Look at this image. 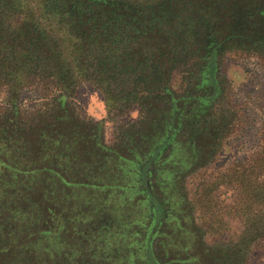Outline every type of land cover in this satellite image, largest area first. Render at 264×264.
I'll return each mask as SVG.
<instances>
[{"label":"trees","instance_id":"1","mask_svg":"<svg viewBox=\"0 0 264 264\" xmlns=\"http://www.w3.org/2000/svg\"><path fill=\"white\" fill-rule=\"evenodd\" d=\"M231 54L264 66V0H0V264H246L264 241V132L198 199L186 182L233 133ZM83 86L124 117L111 146L66 106ZM28 88L54 104L24 122ZM232 186L240 235L208 245L195 214Z\"/></svg>","mask_w":264,"mask_h":264},{"label":"rangeland","instance_id":"2","mask_svg":"<svg viewBox=\"0 0 264 264\" xmlns=\"http://www.w3.org/2000/svg\"><path fill=\"white\" fill-rule=\"evenodd\" d=\"M221 70L226 76L225 96L223 107L228 110V115L234 121L232 135L224 141L215 161L206 168L196 171L189 177L187 190L191 199H198L200 194L210 190L212 183L227 170L238 163H244L254 156L263 143L264 132V66L254 58H246L238 55H228L221 63ZM172 87L178 88V77H174ZM5 92L0 91V108H6ZM52 95L40 98L37 91L28 88L23 91L18 104L22 110V121L29 122L33 118L36 121L44 112L53 109ZM67 108L78 120L79 126L91 127L97 121L102 120L100 131L103 142L111 146L116 141V126L124 121V117L107 115L104 110L103 97L98 92L86 86L77 89L75 94L67 101ZM64 113V112H63ZM65 115V114H64ZM135 118L137 112L130 114ZM23 122V123H24ZM208 187V188H207ZM237 188L220 187L210 194L211 206L214 208L208 216L202 217L195 214L196 222L200 225L207 220L212 225L211 234L205 238L208 245L221 244L230 241L235 242L242 230L240 221L233 216L232 202L237 200ZM70 201L73 205L75 199ZM82 206V204H81ZM62 206L60 213L67 212ZM81 208H77L76 211ZM63 215V214H62ZM211 217V218H209ZM222 226L224 228H222ZM222 229V230H221ZM246 264H264V241L253 244L249 250Z\"/></svg>","mask_w":264,"mask_h":264}]
</instances>
